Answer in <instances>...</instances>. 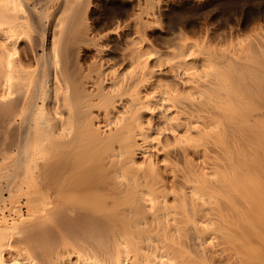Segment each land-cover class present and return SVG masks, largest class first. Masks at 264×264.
<instances>
[{"label": "bare ground", "instance_id": "obj_1", "mask_svg": "<svg viewBox=\"0 0 264 264\" xmlns=\"http://www.w3.org/2000/svg\"><path fill=\"white\" fill-rule=\"evenodd\" d=\"M241 1L0 0V264H264Z\"/></svg>", "mask_w": 264, "mask_h": 264}, {"label": "rangeland", "instance_id": "obj_2", "mask_svg": "<svg viewBox=\"0 0 264 264\" xmlns=\"http://www.w3.org/2000/svg\"><path fill=\"white\" fill-rule=\"evenodd\" d=\"M243 1H244V0H242L241 2H243ZM248 1H249V2H248ZM253 1H254V3H253ZM255 1H257V0H246V1H244L243 3H248V4H246V5H247V8H249V10H251L252 8H254ZM258 1H261V0H258ZM258 1H257V2H258ZM262 1H264V0H262ZM263 3H264V2H263ZM249 4H251V5H249ZM251 6H252V7H251ZM214 12H215V11H214ZM214 12H213V13H214ZM213 13H212V14L210 13L209 16L211 17V16L213 15ZM209 16H208V17H209ZM242 17H243V15H240L239 18H237V19L241 21ZM263 17H264V16H262V20H263V22H264V18H263ZM208 19H210V18H208ZM203 21H204V20L202 19L201 22H203ZM258 22H259V21L256 20L255 23H254V22H253V23L256 24V23H258ZM210 23H211V24H210L211 27L214 26V24H213L214 22H213V21L210 20ZM254 24H250L249 27L247 26L246 28H242V29L240 28V27H241V26H240V27H239V28H240V38H242V39H243L244 37L247 38L248 36H250V35H252L253 33H255L254 30H255L256 25H254ZM192 28L194 29V27H191L189 30L192 31ZM197 28H198L197 31H200V30L203 28V24H201V26H198Z\"/></svg>", "mask_w": 264, "mask_h": 264}]
</instances>
